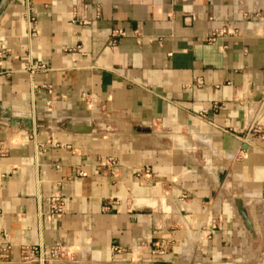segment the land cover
<instances>
[{"label":"crops","instance_id":"crops-1","mask_svg":"<svg viewBox=\"0 0 264 264\" xmlns=\"http://www.w3.org/2000/svg\"><path fill=\"white\" fill-rule=\"evenodd\" d=\"M223 23L237 35L207 42ZM0 120L14 252L264 264V0H2Z\"/></svg>","mask_w":264,"mask_h":264},{"label":"built area","instance_id":"built-area-1","mask_svg":"<svg viewBox=\"0 0 264 264\" xmlns=\"http://www.w3.org/2000/svg\"><path fill=\"white\" fill-rule=\"evenodd\" d=\"M26 23L29 26V19L27 17ZM34 31V30H33ZM120 27H115L111 30L110 39L113 41V36L121 33ZM238 30L228 25L227 23L220 24L217 27L212 28L205 36V40L209 43L215 42L218 37L227 35H237ZM199 82V80H197ZM0 123H3L0 120ZM99 164H106L111 169L115 168L118 161L114 157H107ZM148 167H143L141 172L146 173ZM47 209L46 216L58 215L63 207V199L58 193H51L46 197ZM113 250H120L121 247L112 245ZM67 246L58 242H54L49 247L42 248L40 246L35 247L33 245H20L16 252L13 251L11 243L5 239L0 240V264H47L57 259L63 258L68 253Z\"/></svg>","mask_w":264,"mask_h":264},{"label":"water","instance_id":"water-1","mask_svg":"<svg viewBox=\"0 0 264 264\" xmlns=\"http://www.w3.org/2000/svg\"><path fill=\"white\" fill-rule=\"evenodd\" d=\"M2 0H0L1 4ZM235 206H236V211L238 215L241 218V221L243 222L244 226L248 229L251 230V223L250 220L248 219L246 215V211L242 203L238 201V199L235 200ZM47 264H52V263H47ZM108 264H140V263H121V262H113V263H108ZM151 264H157V263H151Z\"/></svg>","mask_w":264,"mask_h":264}]
</instances>
